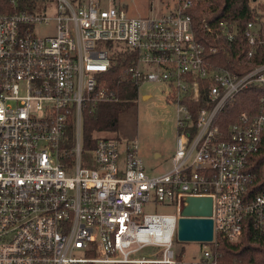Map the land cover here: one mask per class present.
<instances>
[{
  "label": "built area",
  "instance_id": "obj_1",
  "mask_svg": "<svg viewBox=\"0 0 264 264\" xmlns=\"http://www.w3.org/2000/svg\"><path fill=\"white\" fill-rule=\"evenodd\" d=\"M49 1L55 16L38 12ZM195 3L139 17L125 0H34L24 9L11 0V11L0 9V264H216L219 238L241 240L248 220L264 242V190L251 194L249 169L264 133V95L253 116L242 111L225 131L218 124L239 92L264 88V64L242 76L216 66L218 47L193 29ZM40 25L51 33L40 35ZM204 29L236 36L232 21ZM245 35L252 55L259 24L249 22ZM119 49L136 53L123 80L163 83L178 106L166 172H146L138 140L121 146L101 134L83 151L85 111L119 100L103 77ZM183 196L213 198V240L192 261L173 249ZM154 201L175 213H145ZM147 245L162 257H134Z\"/></svg>",
  "mask_w": 264,
  "mask_h": 264
},
{
  "label": "trees",
  "instance_id": "obj_2",
  "mask_svg": "<svg viewBox=\"0 0 264 264\" xmlns=\"http://www.w3.org/2000/svg\"><path fill=\"white\" fill-rule=\"evenodd\" d=\"M34 0H19V9H24ZM2 11H11V0H0ZM193 18V29L196 36L203 43L218 47L213 62L216 66L224 67L242 76L254 68L264 64V2L255 0H196L189 10ZM232 21L236 26V36L233 41L223 38L215 29L209 33L204 29L205 24L214 28L221 21ZM257 22L260 26V37L257 45L250 51L252 45L245 35L249 22ZM135 51L119 49L112 53L113 63L110 70L104 73L107 87L114 91L119 100L116 102H101L94 110H87L83 123V151L85 154L94 149L97 137L106 134L115 137L119 116L128 108L130 100L137 94V85L130 80H123L124 70L135 60ZM264 95V88L251 85L239 92L219 115L218 124L222 130L236 121L242 111L253 116L259 110V100ZM70 146L75 145V125H70ZM249 169L254 173L255 180L251 187V194H258L264 190V133L259 149L249 157ZM219 253L216 264H264V242L254 235L252 221L247 226L241 240L230 242L219 238L216 247ZM181 259V255H178ZM126 264V263H123Z\"/></svg>",
  "mask_w": 264,
  "mask_h": 264
},
{
  "label": "rangeland",
  "instance_id": "obj_3",
  "mask_svg": "<svg viewBox=\"0 0 264 264\" xmlns=\"http://www.w3.org/2000/svg\"><path fill=\"white\" fill-rule=\"evenodd\" d=\"M264 2V0H255ZM176 0H125L130 17L153 16L169 12ZM43 3V4H42ZM45 6V7H44ZM45 8V9H44ZM57 11L54 1L41 2L39 13L55 16ZM52 26L40 25V35L50 34ZM171 89L163 83H143L137 88L136 96L130 100L128 108L119 116L117 129L113 135L120 140L121 146L138 140L139 155L149 175L166 172L171 167V159L176 150L178 106L169 98ZM150 96L143 97L144 94ZM106 135V134H104ZM156 153L160 155L157 156ZM170 202H151L144 206L145 213H175ZM209 242L182 241L177 233L174 236L173 249L182 259L192 261L203 257ZM156 246L147 245L138 250L134 257L161 258Z\"/></svg>",
  "mask_w": 264,
  "mask_h": 264
},
{
  "label": "water",
  "instance_id": "obj_4",
  "mask_svg": "<svg viewBox=\"0 0 264 264\" xmlns=\"http://www.w3.org/2000/svg\"><path fill=\"white\" fill-rule=\"evenodd\" d=\"M213 198L183 196L180 201L178 238L182 241L210 242L214 236Z\"/></svg>",
  "mask_w": 264,
  "mask_h": 264
},
{
  "label": "crops",
  "instance_id": "obj_5",
  "mask_svg": "<svg viewBox=\"0 0 264 264\" xmlns=\"http://www.w3.org/2000/svg\"><path fill=\"white\" fill-rule=\"evenodd\" d=\"M147 96L149 97L150 94H147V93H146V94L143 95V97H144L145 99H146ZM156 155L159 156L160 154H159V153H156Z\"/></svg>",
  "mask_w": 264,
  "mask_h": 264
}]
</instances>
